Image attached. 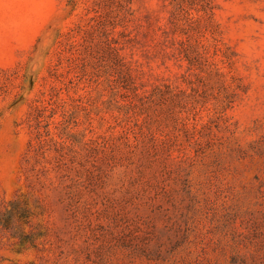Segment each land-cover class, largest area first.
<instances>
[{
	"label": "rangeland",
	"instance_id": "obj_1",
	"mask_svg": "<svg viewBox=\"0 0 264 264\" xmlns=\"http://www.w3.org/2000/svg\"><path fill=\"white\" fill-rule=\"evenodd\" d=\"M0 264H264V0H0Z\"/></svg>",
	"mask_w": 264,
	"mask_h": 264
}]
</instances>
